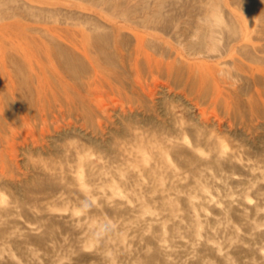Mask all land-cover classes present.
I'll list each match as a JSON object with an SVG mask.
<instances>
[{"label": "rangeland", "instance_id": "1", "mask_svg": "<svg viewBox=\"0 0 264 264\" xmlns=\"http://www.w3.org/2000/svg\"><path fill=\"white\" fill-rule=\"evenodd\" d=\"M0 264H264V0H0Z\"/></svg>", "mask_w": 264, "mask_h": 264}, {"label": "bare ground", "instance_id": "2", "mask_svg": "<svg viewBox=\"0 0 264 264\" xmlns=\"http://www.w3.org/2000/svg\"><path fill=\"white\" fill-rule=\"evenodd\" d=\"M126 55V54H125ZM259 56V55H258ZM130 68V67H129Z\"/></svg>", "mask_w": 264, "mask_h": 264}]
</instances>
